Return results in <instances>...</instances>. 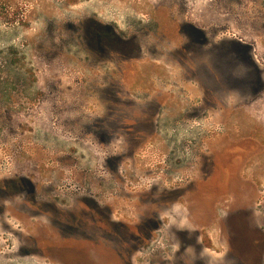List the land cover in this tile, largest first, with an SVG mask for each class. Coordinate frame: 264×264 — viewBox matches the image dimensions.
<instances>
[{
    "label": "rangeland",
    "instance_id": "rangeland-1",
    "mask_svg": "<svg viewBox=\"0 0 264 264\" xmlns=\"http://www.w3.org/2000/svg\"><path fill=\"white\" fill-rule=\"evenodd\" d=\"M83 18L136 38L144 52L127 83L117 86L113 63L96 55L122 46L91 44ZM119 117L127 136L108 131ZM20 180L43 208L96 198L113 227L37 211L13 195ZM0 182L10 193L0 198V264L258 255L264 0H0ZM154 224L145 245L120 228ZM79 225L97 238L67 235Z\"/></svg>",
    "mask_w": 264,
    "mask_h": 264
},
{
    "label": "flooded vegetation",
    "instance_id": "flooded-vegetation-1",
    "mask_svg": "<svg viewBox=\"0 0 264 264\" xmlns=\"http://www.w3.org/2000/svg\"><path fill=\"white\" fill-rule=\"evenodd\" d=\"M83 20L81 22V25L83 27L84 32L89 31L88 34V38H89V42L91 44H97V45H104L107 42H110L112 44H116V45H120L122 46L121 48H116V49H112V50H107L104 48H99L96 51V55L99 57V61L101 62H105V63H113V67H112V74H113V78H116L115 84H117V86H119V84H124L127 83L124 78L126 77L125 73H128L130 71H128L129 67H131L130 63L134 62V61H138L140 60V58L143 56V50L142 49H137L134 50L133 49V44L135 42V37L133 36V34L129 35V36H123L121 34H119L116 29L110 25H106L100 21H97L93 18H83L81 19ZM86 34V35H87ZM146 52V51H145ZM102 57H105L102 58ZM108 57V59L106 58ZM111 57H115L116 59L118 58V61L121 64H116L114 60L111 59ZM103 59V60H102ZM123 97H121L119 95V92H116V97L114 99L115 103H118L120 100H122ZM129 104H133L132 102H129ZM120 118V117H119ZM116 118V123L113 126H116L115 128H110L108 129V131L110 132V134L112 136H127L128 135V128H123L121 123H117V121L121 120V121H125L123 120L124 118ZM110 126V125H109ZM21 179V178H20ZM7 185L6 183H1L0 182V198L4 197L6 195H10V193L6 192V188ZM13 195L15 196V198L19 201H26L27 203H30L32 206H35V209L37 211H41L43 213H47V214H54V213H62V214H66V213H73V214H77L79 216H83V217H97V219H99V223L104 222V227L106 228H110L111 226L113 227V225L111 224V216H113V210L111 208L105 207L102 208V205H100V202L96 199V198H89V197H84L81 196L75 200H73L72 205L73 208H63V209H59V208H54L53 205L51 207L48 208H43L41 207L39 204H37V201L39 200L37 197L34 196V192H32L31 188H29L28 190H26V188L23 187V183L19 182L18 185L15 186ZM1 201V199H0ZM62 211V212H60ZM5 212L4 208H1L0 206V216H3ZM120 228H125V231L127 233H129L130 235H128L129 237H132L133 235H131V232H136L137 235V240H138V245L140 244H146L147 241L150 238L149 232H153L155 230L158 229V225L154 224L151 227L145 226L143 227L142 225L140 226H122L120 225ZM97 227L99 229H101L102 225H97ZM117 227V225H116ZM77 230L81 231V232H75L74 230L68 229L67 234L68 236H74L76 234H80L83 238L87 239L88 237L90 238H97L95 237V235L97 234V231H93L91 230V228H89L87 225H79L78 228H76ZM121 230V229H120ZM95 233V235L93 234ZM105 234H109V232H105ZM114 238V235H113ZM124 243H128V244H132V242L128 241V240H123ZM241 243V242H240ZM205 246L209 247V243L207 242L205 244ZM242 246H244V242H242ZM262 251H264V242H263V248L261 250V252L258 255H254L251 256V259H247L245 258V262L240 261V252L238 251V256H234L233 257V261H230L229 258H227L226 262L224 261L222 264H261V256H262ZM240 258V259H239ZM247 259V260H246ZM191 263L192 264H211L209 263V261L205 258V257H201V256H195L191 259Z\"/></svg>",
    "mask_w": 264,
    "mask_h": 264
},
{
    "label": "built area",
    "instance_id": "built-area-1",
    "mask_svg": "<svg viewBox=\"0 0 264 264\" xmlns=\"http://www.w3.org/2000/svg\"><path fill=\"white\" fill-rule=\"evenodd\" d=\"M264 189V188H263Z\"/></svg>",
    "mask_w": 264,
    "mask_h": 264
},
{
    "label": "trees",
    "instance_id": "trees-1",
    "mask_svg": "<svg viewBox=\"0 0 264 264\" xmlns=\"http://www.w3.org/2000/svg\"><path fill=\"white\" fill-rule=\"evenodd\" d=\"M109 43V42H108Z\"/></svg>",
    "mask_w": 264,
    "mask_h": 264
}]
</instances>
